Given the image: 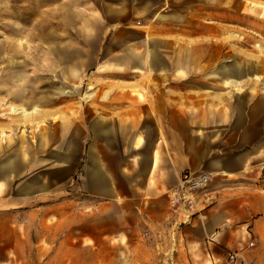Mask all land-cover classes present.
Listing matches in <instances>:
<instances>
[{
    "label": "crops",
    "instance_id": "0c3cea01",
    "mask_svg": "<svg viewBox=\"0 0 264 264\" xmlns=\"http://www.w3.org/2000/svg\"><path fill=\"white\" fill-rule=\"evenodd\" d=\"M246 3L222 0L216 24L213 14H198L213 11L214 0H66L79 35L98 43L94 62L58 73L83 80L80 98L38 121L47 129L27 148L47 161L30 166L26 193L18 183L10 193L0 189V252L22 246V206L31 203L26 221L38 220L48 243L62 235L65 250L89 239L112 251L126 246L137 259L145 250L141 260L151 263L229 264L225 251L239 248L241 264H264V246L249 251L243 241L251 231L264 239V188L256 184L264 141L251 150L238 137L232 149L225 143L230 134L214 131L230 123V96L224 83L216 89L213 76L230 82L232 73H246L215 69L214 52L199 50L214 47L216 33L229 50L231 25L248 27L242 11L261 7ZM208 91L221 92V102ZM184 169L210 174V200L189 210L168 201Z\"/></svg>",
    "mask_w": 264,
    "mask_h": 264
},
{
    "label": "rangeland",
    "instance_id": "374dc122",
    "mask_svg": "<svg viewBox=\"0 0 264 264\" xmlns=\"http://www.w3.org/2000/svg\"><path fill=\"white\" fill-rule=\"evenodd\" d=\"M246 2L250 6L256 2L262 10L256 7L258 11H242L248 27L237 23L231 25L229 50L228 45L220 43L217 33L214 47L211 44L207 48L200 45L199 50L214 52L215 69L230 65L231 69L240 68V73H246H232L230 82L223 81L217 72L213 76L216 89L222 88L224 83L225 95L230 96V107L225 108V121L230 116V123H217L214 131L219 135L222 132L227 136L230 134L225 143L230 141L232 149L240 142L239 137L247 141L246 148L253 150L261 140L264 141V0ZM65 3L66 0H0V189H5V193L13 191L15 183L23 186L26 193L30 185V166L47 161V156L30 155L31 149L27 148L30 139L36 140L37 134L47 129L48 124L38 121L44 120L48 112L53 116L54 106L80 98L78 89L83 80L77 77L70 80V76L65 78L58 73L65 68L68 70L80 64L86 67L94 62L91 52H95L98 43L93 36L79 35L80 22L72 21L70 16L73 15L65 8L66 5L64 7ZM221 4L222 0H214L212 13L198 11V14L205 18L206 14H213L217 24L222 19ZM64 9L68 10L65 21ZM238 14L232 7L233 20L239 19ZM75 17L77 20L78 16ZM87 81L93 82L92 79ZM58 88H70V91ZM208 92L217 97L214 100L217 104L221 102V92ZM11 105L21 108L18 111ZM219 109L216 107L215 117L221 120ZM220 141L216 140L217 146ZM256 184L258 188H264L261 178ZM31 206V203L22 206V246L13 244L8 251L0 252V264H159V261L141 260L147 255L145 250L137 253L141 258L137 259L134 253L126 251V246L120 251H112L110 245L103 244L97 248L85 239L81 247L78 240H73L71 250H65L62 235H56L53 242L48 243L45 228L40 222L26 221L29 219L26 212ZM6 210L9 214L10 211ZM2 228L6 232V227ZM243 241L249 251L264 246V239L256 238L252 231L246 233ZM250 241L253 242L251 245ZM233 250L225 251L227 262L241 264L240 254L236 263L229 261V253L237 252L239 248Z\"/></svg>",
    "mask_w": 264,
    "mask_h": 264
},
{
    "label": "built area",
    "instance_id": "2783aa9c",
    "mask_svg": "<svg viewBox=\"0 0 264 264\" xmlns=\"http://www.w3.org/2000/svg\"><path fill=\"white\" fill-rule=\"evenodd\" d=\"M209 182L210 174L208 172L191 169L182 170L178 182L168 194L170 207H181L189 210L193 209L201 199L204 202L209 201L210 196L207 194ZM252 243V241L249 242L250 245ZM228 259L230 262L236 263L238 261V253H229Z\"/></svg>",
    "mask_w": 264,
    "mask_h": 264
},
{
    "label": "trees",
    "instance_id": "16d2710c",
    "mask_svg": "<svg viewBox=\"0 0 264 264\" xmlns=\"http://www.w3.org/2000/svg\"><path fill=\"white\" fill-rule=\"evenodd\" d=\"M262 180H264V169H262V175L260 177Z\"/></svg>",
    "mask_w": 264,
    "mask_h": 264
},
{
    "label": "bare ground",
    "instance_id": "6f19581e",
    "mask_svg": "<svg viewBox=\"0 0 264 264\" xmlns=\"http://www.w3.org/2000/svg\"><path fill=\"white\" fill-rule=\"evenodd\" d=\"M66 91H68V90H66Z\"/></svg>",
    "mask_w": 264,
    "mask_h": 264
}]
</instances>
